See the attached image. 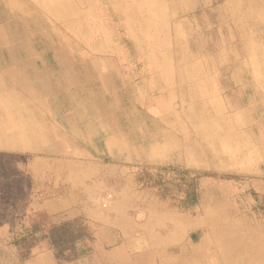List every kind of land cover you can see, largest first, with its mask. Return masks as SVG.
I'll return each mask as SVG.
<instances>
[{
  "label": "rangeland",
  "instance_id": "rangeland-1",
  "mask_svg": "<svg viewBox=\"0 0 264 264\" xmlns=\"http://www.w3.org/2000/svg\"><path fill=\"white\" fill-rule=\"evenodd\" d=\"M0 103L14 155L0 161V264H58L14 212L12 187L32 192L19 156L44 161L39 191L76 163L83 196L69 183L63 220L84 199L132 224L87 214L92 250L63 264H264V211L246 194H264V0H0ZM145 165L245 180L204 178L200 209L183 211L134 189Z\"/></svg>",
  "mask_w": 264,
  "mask_h": 264
},
{
  "label": "trees",
  "instance_id": "trees-1",
  "mask_svg": "<svg viewBox=\"0 0 264 264\" xmlns=\"http://www.w3.org/2000/svg\"><path fill=\"white\" fill-rule=\"evenodd\" d=\"M3 157L13 158L14 155L0 152V161ZM33 161H35L34 157L19 156L16 160V168L20 165L25 167L32 165ZM3 164L5 166L7 162ZM16 171L18 170L16 169ZM22 172L29 178L32 192L26 199L18 194L16 185H14L10 199L16 201L14 212L22 213L25 220L28 221L29 225L24 227L28 240L39 244L45 250H52L57 253L58 264H63L73 255L88 254L92 250L89 245L92 242V232L94 227H100V224L93 222L81 207L80 215L68 220L61 218L62 214L68 210L67 202L73 198L75 201L78 200L79 191L66 182L61 183L59 187L49 183L39 191L37 188L40 179L32 174L31 170ZM204 178L236 182L245 180L236 174L218 175L174 165H145L132 171V185L135 190L151 191L158 201L169 204L172 209L177 208L190 212L198 211L202 205L205 189L201 182ZM15 181L14 179L12 183L15 184ZM246 194L253 201V210L264 211V194L258 192L253 185L246 190ZM25 203H27L26 207Z\"/></svg>",
  "mask_w": 264,
  "mask_h": 264
},
{
  "label": "crops",
  "instance_id": "crops-1",
  "mask_svg": "<svg viewBox=\"0 0 264 264\" xmlns=\"http://www.w3.org/2000/svg\"><path fill=\"white\" fill-rule=\"evenodd\" d=\"M11 95V94H10ZM23 146V145H21ZM22 150V149H20ZM43 164L44 161L38 160L36 159L35 161H33L32 166H31V172L32 174H34L35 176H37L38 178H41L42 175L44 174V170H43ZM70 165V171H68V177L65 179L67 182L72 183V185L76 186L81 192H82V196H83V189L81 184L79 183L78 179H76L74 177V175L76 174L75 171L72 169L73 165L76 164L75 162H69L68 163ZM57 185V184H56ZM65 202V201H64ZM82 205H83V210L85 212H87L88 215L93 216V217H97V219H101V220H105V222L109 223L110 225L117 227L121 230L122 233L125 234V232H129L130 231V225H132L130 222H127L124 217H121V219H115V221H109L107 219V215L106 213H102L101 211H98L94 208H92V206L90 205V203L88 201H85L84 199L82 200ZM65 215L62 214L61 218H63V216ZM202 243L204 242L203 240L201 241ZM250 257H243L244 260V264H249L250 262ZM229 260V254L226 258V261Z\"/></svg>",
  "mask_w": 264,
  "mask_h": 264
},
{
  "label": "bare ground",
  "instance_id": "bare-ground-1",
  "mask_svg": "<svg viewBox=\"0 0 264 264\" xmlns=\"http://www.w3.org/2000/svg\"><path fill=\"white\" fill-rule=\"evenodd\" d=\"M1 104V103H0ZM6 108V107H5ZM7 110V109H6ZM29 112V111H28ZM27 112V113H28ZM29 114V113H28ZM27 114V115H28ZM7 116V115H6ZM12 119H13V116H12ZM27 119H28V117H27ZM27 119H26V121H27ZM8 119L6 118V120L5 121H7ZM29 120V119H28ZM2 121V120H1ZM4 121V122H5ZM10 121V120H9ZM9 121H7L8 123H9ZM3 122V121H2ZM13 122V121H12ZM15 122V121H14ZM11 123V122H10ZM143 123V122H142ZM29 124V123H28ZM33 124V123H32ZM3 125V124H2ZM18 125V124H17ZM20 125H21V123H20ZM8 127L9 126H6L5 128L7 129V131H8ZM19 127H21V126H19ZM15 128H16V126H15ZM28 128V127H27ZM4 129V128H3ZM130 129V128H129ZM5 130V129H4ZM127 130V129H126ZM139 130V129H138ZM140 130H142V129H140ZM139 130V131H140ZM30 131V130H29ZM21 132V131H20ZM27 132V131H26ZM7 133V132H6ZM24 133V132H23ZM9 134V133H8ZM25 134V133H24ZM3 135V134H2ZM5 135V134H4ZM130 135V134H129ZM128 135V136H129ZM164 135H166V134H164ZM0 136H1V134H0ZM21 136V135H20ZM123 136V135H122ZM18 137H19V135H18ZM129 137H131V136H129ZM157 137V136H156ZM21 137H19V139H20ZM124 138V137H123ZM18 140V139H17ZM21 140H23L22 138H21ZM33 140V139H32ZM151 140V139H150ZM134 140H132V142H133ZM17 142V146H20V145H18L19 143H18V141H16ZM143 144V143H142ZM0 146H1V143H0ZM157 146V145H156ZM155 146V147H156ZM9 148V147H8ZM155 150H156V148H155ZM154 152H156V151H154ZM188 153H190V151H188ZM140 154V153H139ZM149 155V154H148ZM189 155V154H188ZM190 156H191V154H190ZM152 157V156H151ZM200 221V220H199ZM181 224V223H180ZM198 224V220L197 221H191V222H188V224L187 225H185L186 227H192V226H195V225H197ZM183 226H184V223L182 224Z\"/></svg>",
  "mask_w": 264,
  "mask_h": 264
}]
</instances>
